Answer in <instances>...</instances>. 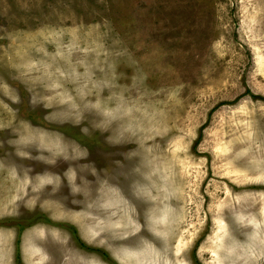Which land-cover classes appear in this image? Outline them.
<instances>
[{"label": "rangeland", "instance_id": "obj_1", "mask_svg": "<svg viewBox=\"0 0 264 264\" xmlns=\"http://www.w3.org/2000/svg\"><path fill=\"white\" fill-rule=\"evenodd\" d=\"M0 264H264V0H0Z\"/></svg>", "mask_w": 264, "mask_h": 264}, {"label": "bare ground", "instance_id": "obj_2", "mask_svg": "<svg viewBox=\"0 0 264 264\" xmlns=\"http://www.w3.org/2000/svg\"><path fill=\"white\" fill-rule=\"evenodd\" d=\"M37 254H41V253H37ZM36 255V254H35ZM42 255V254H41Z\"/></svg>", "mask_w": 264, "mask_h": 264}]
</instances>
